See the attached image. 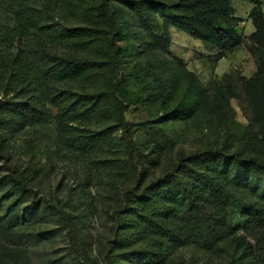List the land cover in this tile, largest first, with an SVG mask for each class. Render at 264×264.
Masks as SVG:
<instances>
[{
    "label": "trees",
    "instance_id": "obj_1",
    "mask_svg": "<svg viewBox=\"0 0 264 264\" xmlns=\"http://www.w3.org/2000/svg\"><path fill=\"white\" fill-rule=\"evenodd\" d=\"M51 2L57 0H6L13 23L0 28V140L5 143V135L44 122L52 115L51 104L57 110L58 146L82 156H104L103 164L113 166L114 177L135 181L118 213L115 243L123 251L108 264H120L116 257L129 264H163L173 247L195 240L209 243L210 235L229 226L230 199L235 197L247 208L246 226L263 227L264 159L220 145L184 154L156 176L157 167L169 155L164 153L162 141L166 135L149 121L131 123L126 119L131 102L126 88L135 73L129 70L121 78L117 74L126 64L122 41L127 34L141 41L147 35L149 44L163 50L171 42L168 27L210 44L222 55L245 45L257 68L245 88L264 127V12L260 8L251 11L255 31L246 36L239 20L231 22V0L72 4L68 7L78 23L63 26L48 19ZM156 14L163 21L161 31L152 21ZM134 18L135 34L129 27ZM35 82L43 91L42 103L29 96ZM192 91L194 94L191 89L184 91L178 107L155 121L183 118L189 112L183 106L191 97L206 94ZM148 98L138 97L137 101ZM136 127L149 133L143 141L134 139ZM25 181L19 179L13 185L21 195L27 191ZM16 219L11 216L0 223L2 232L6 234L9 223L13 225ZM8 236L18 235L12 232ZM230 264L261 263L242 252Z\"/></svg>",
    "mask_w": 264,
    "mask_h": 264
},
{
    "label": "rangeland",
    "instance_id": "obj_2",
    "mask_svg": "<svg viewBox=\"0 0 264 264\" xmlns=\"http://www.w3.org/2000/svg\"><path fill=\"white\" fill-rule=\"evenodd\" d=\"M102 1L57 0L49 6L48 19L61 26L77 24L69 5L83 7ZM231 3V22L239 20L243 33L250 35L255 31L250 13L254 8L264 12V0L258 5L246 0ZM120 7L126 11V6ZM10 9L6 0H0V28L12 25ZM152 21L161 31L160 14ZM129 22L132 33L138 32L136 19ZM167 31L171 42L166 50L149 44L147 35L141 41L127 34L122 41L126 64L117 74L121 78L129 70L135 73L126 88L131 97L126 119L131 123L149 121L166 135L162 141L164 153L169 155L157 167L156 176L184 154L220 145L264 159V127L245 88L257 70L247 47H233L222 55L219 49L175 27ZM189 89L193 94L192 90H203L205 97H191L183 106L189 111L183 118L155 121L178 107ZM29 96L39 103L45 100L36 82ZM138 97L149 100L138 102ZM48 106L52 115L44 122L5 135V143L0 140V223L18 217L13 225L9 223L6 234L0 224V264H108L123 251L115 243L118 213L135 181L114 177L113 166L103 164L104 156H82L58 146L57 110ZM135 131L138 142L148 137L146 129L136 127ZM19 179L26 180L24 195L13 187ZM246 209L236 197L231 198L227 228L210 235L209 243L195 240L173 247L163 264H230L242 252L264 264V226L248 228ZM12 232L18 236H8ZM120 258L115 259L129 264Z\"/></svg>",
    "mask_w": 264,
    "mask_h": 264
}]
</instances>
